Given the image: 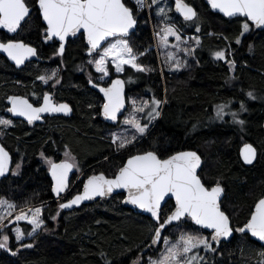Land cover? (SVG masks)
<instances>
[{
	"label": "trees",
	"instance_id": "16d2710c",
	"mask_svg": "<svg viewBox=\"0 0 264 264\" xmlns=\"http://www.w3.org/2000/svg\"><path fill=\"white\" fill-rule=\"evenodd\" d=\"M186 1L199 12L193 26L200 31L195 32L190 23L183 28L188 34L200 36L199 46L193 52L201 61L188 68L193 61L188 59L172 75L166 67L159 68L161 62L153 48V31L161 28V17H164L157 15L154 7L155 16L150 21L145 8L137 12L135 2L125 0L138 19V29L129 38L132 48L138 55L143 53L139 63L151 68L148 73L126 67L122 76L136 78V83L127 87L128 93L138 102L153 87L155 96L166 101L146 138L125 151H116L107 135L109 125L100 119L101 96L88 84L89 74L96 71L92 66L89 69L83 66L90 57L82 36L69 41L63 55H57L58 42H44L45 24L38 0H26L32 12L14 37L0 30V40H23L37 47L40 57V61L18 69L0 55V113L8 107L9 95H24L39 103L48 88L54 89L57 101L68 102L73 107L72 116L50 117L35 126L11 119L12 125L1 135L0 140L11 152L14 165L22 163V169L2 180L0 198L12 200L16 209L42 202L45 205L41 216L44 229L35 235L34 248L20 251L17 256L0 250V264H133L138 257L142 258L140 264H145L147 255L159 253V247L149 248L156 223L149 216L125 207L123 194L102 198L69 212L59 205L81 191L89 174L103 172L112 177L133 154L156 151L161 158H167L187 149L196 150L202 156L200 176L205 185L210 187L219 181L224 187L222 206L235 229L229 242L202 254L206 263L264 264L261 255L264 247L248 234L236 231L250 218L257 200L264 196V30L252 26L251 31L241 36L243 18L226 20L211 12L203 0ZM169 13L175 17L170 19L182 26L179 17L173 11ZM212 48L224 50L228 59L235 62L233 74L223 59L209 58ZM108 68L113 74L112 65ZM160 70L164 71V77ZM53 71L56 76L47 85L38 79L50 76ZM249 92L255 98L249 97ZM223 103L231 106L245 123L234 122L229 112L222 120L214 121L217 105ZM241 103L246 110H241ZM247 141L258 149L256 162L251 166L245 165L239 154L240 146ZM65 148L85 172L66 197L55 200L52 179L39 156L44 153L45 157L59 161ZM75 177L76 174L72 181ZM173 204L170 200L164 205L162 216L169 213ZM6 228L15 238L14 227L6 225ZM20 228L25 235L32 231V225L25 222ZM196 229L209 233L189 221L179 227H168L164 236L175 242L180 231Z\"/></svg>",
	"mask_w": 264,
	"mask_h": 264
},
{
	"label": "snow or ice",
	"instance_id": "6c2138e0",
	"mask_svg": "<svg viewBox=\"0 0 264 264\" xmlns=\"http://www.w3.org/2000/svg\"><path fill=\"white\" fill-rule=\"evenodd\" d=\"M134 2L137 12L142 11L146 6L150 7L147 5V0H134ZM207 2L212 9L218 10L226 17L244 18L241 36L249 32L252 26L264 28V0H207ZM157 3L158 0H152V4ZM38 6L45 23L44 40L58 42L57 55L62 56L65 52V43L69 37L80 34L86 40L88 53L99 57L98 59L94 57L89 63H93L96 71L102 74L101 79L109 75V62L115 66L116 72H123L125 65H130L136 71L149 70L137 62V55L126 39L130 30L135 29L138 21L133 9L127 6L125 0H38ZM175 8L186 21H192L197 17L195 9L185 0H175ZM157 15L163 16L165 20L170 19L165 8H158ZM29 16L30 7L26 0H0V28L6 29L7 32L16 33L22 28L23 23L27 22L26 18ZM196 31H200L199 27ZM156 35L160 37L162 46H167L169 36H174L177 41L182 42V37L174 24L165 23L161 32ZM196 43H200L199 38H196ZM236 43H240L239 38ZM0 51L6 53L17 66L23 65L30 57L37 55V49L23 40L0 42ZM184 51L191 55L193 50L184 49ZM214 56L216 59H226L224 51H217ZM167 58L175 60V54L169 52ZM228 63L230 67L235 65L234 61ZM175 64L177 68L181 67L179 60H176ZM55 76L56 72L53 71L50 76H40L38 79L47 83ZM99 90L103 93L105 101L102 105L103 116L110 121H117L118 115L125 106L124 81L112 80L108 87H100ZM248 96L255 98L252 92H249ZM8 100L11 103L8 111L25 117L29 124L41 120L44 113L71 112L68 104L54 103L49 93L43 95V103L40 106H34L28 99L19 96H10ZM162 103L166 101L153 98L150 102L143 101L138 105L136 100H133V110L125 117L123 124L135 129V133L145 134L148 123L160 116L159 108ZM226 107L228 106L217 105L218 119H223ZM240 107L241 110H246L243 103ZM146 109H148L146 113L148 123H141L136 113H145ZM231 115L234 122L240 125L245 123L244 120L238 119L237 112H232ZM12 123V120L0 117V125L10 126ZM111 135L112 143L117 149H123L136 140L135 134L131 138L116 132ZM241 155L245 163L252 164L256 157V149L246 143ZM41 156L49 165L54 181L52 191L59 196L69 186V173L77 167L74 163L75 158L66 152L65 159L57 163L45 157L44 153H41ZM11 162L10 154L0 145V176L9 170ZM16 167L19 168L20 165L17 164ZM200 167L201 157L195 151H179L167 158H161L156 151L131 155L111 178L103 172L88 176L83 184V192L66 203H61L59 208L79 206L82 202L95 197H105L115 189H124L127 191L126 203L150 213L155 220L156 227L153 229L154 234L149 247L160 243L161 240L166 246L156 259L149 257L147 264H198L203 257L199 256L198 251L194 253V250L203 248L205 251H215L213 242L219 244L221 238H228L233 234L230 218L221 209L220 199L224 189L219 181L214 186H206L198 174ZM173 197L174 204L169 213L162 216V203L166 198ZM15 207V204L7 200H0V209H6L8 216L12 215ZM29 211L31 216L21 210L15 216V221L25 220L31 224L32 231L27 233L31 236L42 227L44 220L41 219V208L29 209ZM4 219L5 217L0 215V226L3 225ZM189 221L200 226L201 229L211 230L210 239L199 229L180 231L175 242H171L167 236H162V232L168 227L174 224L179 227L181 223ZM14 231L16 241H22L25 232L20 227H16ZM236 231L247 232L251 237L264 242V198L258 200L250 218ZM8 241L9 236L3 235L0 238V248H7ZM24 246L32 247L31 244ZM261 255L264 256V253ZM141 259L138 257L133 264H140Z\"/></svg>",
	"mask_w": 264,
	"mask_h": 264
},
{
	"label": "rangeland",
	"instance_id": "374dc122",
	"mask_svg": "<svg viewBox=\"0 0 264 264\" xmlns=\"http://www.w3.org/2000/svg\"><path fill=\"white\" fill-rule=\"evenodd\" d=\"M133 1H134V0H133ZM147 5H150V7H148V6L145 7V9L147 10V13L149 14L150 21H151V16H155V14H154V7H155V12H156V14H157V9H158V8H165V10L167 11V16H168L169 18H170L171 15H170L168 9H171L170 12L173 11V3H172V0H158V3H157V4H152V0H147ZM173 13H174V11H173ZM174 14H175V13H174ZM175 15H176V14H175ZM176 16H177V15H176ZM171 17L175 18L174 16H171ZM177 17H179V16H177ZM161 19H162V25H160L161 28H160L159 30H156V32H155V43H154V49H155V51H156V53H157V59H158V60L161 62V64H162V65L159 64V68L161 69V66L166 67V69L172 74L173 72H175V71L178 69V68L176 67L175 61H176V60H180L181 57H185V58H188V57H189V54H187V53L184 51V49H189V48H191V47L193 46L190 50H195V49L199 46V44L196 43V38H199V41H201V38H200V36H199L198 34H196L197 37H190L188 34L185 35L184 33H182V31L187 32L183 27L187 26L188 23H182V22H184V21H182L180 17L178 18V21L182 24V26H181L179 23H177V22H175V21H172V19H167V20H165V18L163 19L162 17H161ZM181 21H182V22H181ZM165 23H169V24H174V25H175L176 30L179 32V34H180L181 37H182V42H181V41H177L176 38H175L174 36H169V37H168V44H167V46H162V45L160 44V37L157 36L156 33L161 32V29L164 27ZM154 27H156V26H154ZM250 31H251V29H250ZM153 34H154V31H153ZM161 34H162V33H161ZM126 39H128L129 44H130V46L132 47V44H131L130 39H129V38H126ZM192 41H194V43H193L191 46H188V44L192 43ZM156 42H157V43H156ZM176 45H179V46H178V47H175ZM105 46H106V45H105ZM133 51H134V50H133ZM216 51H224V50H216ZM169 52L175 54V60H168V58H167V54H168ZM224 52H225V51H224ZM136 55H137V62L139 63V59L142 57V55H138V54H136ZM191 55H192V54H191ZM187 56H188V57H187ZM225 56H226V53H225ZM94 57L97 58V59L99 58L98 56H94ZM94 57H92V59L90 58L89 61L93 60ZM89 61L86 62L85 64H83V66H85L86 68H89L90 66H92V67H94V69H95V65H94L93 63H89ZM182 63H184V60L182 61ZM109 64L112 65L114 72H116V70H115V66H114L113 64H111L110 62H109ZM109 64H108V67H109ZM127 66H130V65H125V66H124V69H126ZM144 67H145V66H144ZM145 68H147V67H145ZM147 69H149V70H147V72L149 73V72L151 71V68H147ZM234 69H235V65H234V67H230V70H231V73H232V74H233V72H234ZM95 71H96V69H95ZM160 71H161V75H162V77H164V76H165L164 71H163V70H160ZM97 73H99V72L96 71V72L93 73V74L90 73V74H89V81H90V80H94V79L97 80V78H96ZM116 73H122V72H116ZM172 75H173V74H172ZM101 76H102V74L99 73V77H98V78L101 79ZM103 78L106 79L107 76H106V77H103ZM128 78H129V80H131V84H132V85H133L134 83H136V78H135V76H130V77H128ZM45 84L47 85L48 82L45 83ZM47 91H52V92L54 93V89H53V88H52L51 90H49V88H48V89H45L44 92H43V94H42V96H40V97H41V100H42V97H43L44 93L47 92ZM54 95H55V94H54ZM34 96L37 97V95H34ZM55 98H56V97H55ZM141 98H142V99H141L140 101L137 102L138 105H139L141 102H143V101H149V102H150L153 98L158 99V98L155 96V93H154L153 95H151V91H150V95L143 96V97H141ZM31 99H32V98H31ZM41 100H40V101H41ZM159 100H160V99H159ZM130 101H131V105H130V108L128 109L129 111H128V113L125 115V117L129 116V114H130V113L132 112V110H133V106H132V101H133V99H130ZM161 101H162V100H161ZM163 101H165V99H164ZM103 103H104V100L101 98V100L98 101V106L100 107V109H101ZM164 105H165V103H162V104L160 105V108H162ZM221 105H227V106H228V107H226L225 110H224V111H225V115L233 112V111H232L233 109H231V106H230V108H229V105H228V104L223 103V104H221ZM160 108H159V111H160ZM147 111H148V109L145 110V113H136V115L140 118L141 123H148V119H147V117H146V113H147ZM228 112H229V113H228ZM160 114H161V111H160ZM99 115H100V111H99ZM0 117L5 118V119H10V120H11V118H10L7 114H5V112L0 113ZM125 117L122 119V123H120L119 125H117V126L109 125L108 130H107V135L110 136V139H111V141H112V135H111V134L114 133V132L124 134V135L128 136L129 138H131V136L135 134V135H136V140H135L133 143L129 144L127 147H125V148H123V149H120V150H118V151H125V150H127V149L133 147L134 145L139 144L141 141H143V140L146 138V136L148 135V133L150 132V131H149V127H151V126L156 122V120H157V119H154V120H152L150 123H148V128H147L146 133L143 134V135H140V134H138V133H135V129L131 128V127L128 126V125H124V124H123V120L125 119ZM159 117H160V116H159ZM238 119H239V117H238ZM12 120H13V119H12ZM215 120L220 121V120H222V119H218L217 116L215 115V116H214V121H215ZM6 127H8V126L0 125V133H3V131L5 130ZM1 137H2V136L0 135V138H1ZM114 146H115L116 151H117V147H116L115 144H114ZM66 152H69V153H70V151H69L67 148H65V149L62 151L63 154H62L61 160H64V159H65V153H66ZM116 153H118V152H116ZM70 154H71V153H70ZM71 156H72V154H71ZM48 158H50V159H52L53 161L57 162V160H55L54 158H51V157H48ZM39 160L41 161V164L44 165V167H46L47 171L49 172V165L45 162V159H44L41 155L39 156ZM59 161H60V160H59ZM18 164L20 165V167L17 168V167H16L17 164H15L14 167H13V174H18V173L20 172V170L22 169V167H21V164H22V163H18ZM75 164H76V163H75ZM76 165H77V167H76V169H77L76 177L74 178V181H72V184H70V187H69V189L66 191L64 197H66V196L71 192V190L73 189V187L76 186L77 182L80 181V179L83 177V174H84V172H85L83 169H81V168L79 167L78 164H76ZM92 174H93V173H92ZM89 175H90V174H89ZM85 178H86V177H85ZM85 178H84V180H85ZM83 183H84V181H83ZM82 186H83V185H82ZM0 200H7V201H9V202L15 204V206H16V203H14L12 200L7 199V198H5V197L0 198ZM44 205H45V204L42 202V203H38V204L26 205V206H23V207H21V208H19V209H16V207H15V211L12 212V215H11V216H8V215H7V210H6V209H0V215H3V216L5 217V219H4V221H3V225H5V226H6V225H11V228L14 227V229H15L16 227H20L22 222L28 223V222L25 221V220H21V221H19V222H16V221H15V216L18 215V214L21 212V210H23V212L26 213L27 215L31 216V212L29 211V209H33V210H34L35 208H38V207L42 209V207H43ZM253 209H254V208H253ZM28 224H29V223H28ZM30 225H31V224H30ZM43 226H44V224L42 225L41 228L37 229L36 232L33 233V235L28 236V237H30L29 242H32V243L34 244V246H35V240H34V237H35V235H36L40 230L44 229ZM14 229H13V232L15 233ZM203 230H204V229H203ZM204 231H205V230H204ZM201 233H202L204 236H208L209 239H210V233H208V234L203 233V232H201ZM26 237H27V235L24 236L23 240H24ZM28 237H27V238H28ZM165 247H166V246L164 245V243H162V244L159 246V250H158L159 253H155L154 255H147L146 258H145V259H146V260H145V264H147V261H148V258H149V257H152L153 259H156V258H157V257H158V256L164 251ZM213 248L215 249V246H214V245H213ZM196 251L199 252V256H200V257H202V254L205 252V250H204L203 248H200L199 250H194V253H195ZM190 255H191V254H190ZM200 263H202V264H207V263H206V258H203L202 260H199V261H198V264H200Z\"/></svg>",
	"mask_w": 264,
	"mask_h": 264
},
{
	"label": "water",
	"instance_id": "95a60500",
	"mask_svg": "<svg viewBox=\"0 0 264 264\" xmlns=\"http://www.w3.org/2000/svg\"><path fill=\"white\" fill-rule=\"evenodd\" d=\"M203 1H204V3L209 7V9H210L211 12H213V13H217V14L221 15V16H222L223 18H225L226 20L237 19V17H231V18H230V17H226V16H224L223 13H220L218 10H214V9H212L211 6L208 4L207 0H203ZM172 2H173V11H174V13H175L177 16H179V17L181 18L182 21H186V20H184L183 16H182L180 13H178V12L176 11V8H175V0H172ZM185 2H186L187 4H189L192 8L195 9V11H196V13H197V16H198V9H197L194 5H192V4H190L189 2H187L186 0H185ZM37 6H38V3H37ZM38 8H39V6H38ZM31 12H32V11H31V8H30V15H31ZM40 15H41V13H40ZM29 17H30V16H29ZM29 17H27L26 20H27ZM41 17H42V15H41ZM196 18H197V17H196ZM196 18H195V19H196ZM239 18H242V17H239ZM195 19H194V20H195ZM42 20H43V19H42ZM194 20H192V21H194ZM137 21H138V19H137ZM43 22H44V21H43ZM186 22H191V21H186ZM23 24H24V23H23ZM44 24H45V23H44ZM22 26H23V25H22ZM137 29H138V23H137L135 29L130 30L129 35H128L126 38L132 36V35L137 31ZM257 29H258V30H264V28H257ZM0 30L4 31V32H5L8 36H10V37H14V36L18 33V31H19V30H18L16 33H9V32H7L6 29H2V28H0ZM79 36H81V35H80V34H77V36H75V37H69V39H68L67 42L65 43V48H66V46H67V44H68L69 41L74 40V39L78 38ZM110 39H112V38H110ZM8 40H20V39L10 38V39H8ZM8 40H6V41H2V40H0V42H7ZM84 41H85V45H86V40L84 39ZM24 42H25V41H24ZM44 42H45V40H44ZM51 42H53V41H48V42H45V43L48 44V43H51ZM25 43H26V42H25ZM26 44H29V43H26ZM29 45L37 49V47H35L34 45H32V44H29ZM86 47H87V45H86ZM86 54H87L88 56H95V54L90 55V54L88 53V49H87V51H86ZM0 55L6 57V59H7L11 64H13L16 68H18V69H21V68L25 67V66H26L28 63H30V62L40 61V57H39V53H38V49H37V55H36V56L30 57L28 60L25 61V63H24L23 65H20V66H17V65L15 64L14 61H12L10 58H8L6 53L0 51ZM115 79H120V80L124 81L125 106H124V108L121 110V113L118 115V119H117V121H110V120L106 119V118L103 116V114H102V107H101V109H100V117H101V119H102L104 122H106L107 124H109V125H113V126H116V125L119 124V122H120V120H121V117L125 114V112H126V111L128 110V108H129V102H128V90H127V83H126V80H125L124 77L121 76V75L116 76V77L113 78L112 80H115ZM90 81H91V82H90ZM90 81H89V86H90L93 90H95L96 92H98V93L100 94V96L104 99V97H103V93L100 92L99 88H100V87H108L110 84H109V85H103V84L96 83V82L93 81V80H90ZM95 85H98V86H95ZM45 93H49V94H51L54 103H57V104H60V103H66V104H68L69 107L71 108V112H69V113H67V114L62 113V112H61V113H44V114H42V119H41V120H39V121H35V122H33L32 124H29V123L27 122V120H26L25 117H21V116L14 115V114H12V113H10V112L8 111V108L11 107V103H10V101H9L8 98H7L8 107H7L6 110H5V114H7V115H8L9 117H11L12 119L23 120L24 122L28 123V124L31 125V126H34V125H36V124H42V123H44L47 117H55V116H65V117H70V116L73 115V107H72V105H71L70 103H68V102H64V101L56 102V100H55V98H54V94H53L52 91H47V92H45ZM10 96H19V97H23V98L28 99L30 103H33V102H32L27 96H24V95L12 94V95H9L8 97H10ZM104 102H105V101H104ZM42 103H43V100H42V102H41L40 104H42ZM40 104H35V103H33L34 106H40ZM246 143H247V144H251V145L256 149V157H255V159H254V161H253L252 164H247V163H245L244 160H243V157H242V155H241V150L243 149V147H244V145H245ZM0 145H2V146L5 148V150L8 151V153L10 154V156H11V158H12V162H11V164L9 165V170H8L3 176H0V184H1L2 180H4L5 178H7V177H9V176L11 175V172H12V168H13V164H14V162H13V156H12L11 152H10V151L4 146V144L2 143L1 140H0ZM182 151H195V152H197V154L201 157V167L198 169V174L200 175V171H201L202 166H203V158H202V156L200 155V153H199L198 151H196V150H192V149H187V150H182ZM137 154H138V153H137ZM239 154H240V158H241L242 162H243L245 165H247V166H251V165H253V164L256 162V159H257V157H258V150H257L256 146H255L252 142L247 141V142L243 143V144L240 146ZM133 155H136V154H133ZM126 160H127V159H126ZM60 161H62V160H60ZM60 161H57V163H59ZM125 163H126V161H125ZM75 173H76V168H74V169L72 170V172L69 173V185H70V182H71V179H72V175L75 174ZM99 173H101V172H99ZM99 173H93V174H99ZM93 174H90V175H88V176H91V175H93ZM104 174H105V173H104ZM49 175H50V177H51V173H50V171H49ZM105 175H106V174H105ZM88 176L85 178L84 182H86ZM110 178H111V177H110ZM51 179H52V177H51ZM201 179H202V178H201ZM202 181H203V180H202ZM52 183L54 184V181H53V180H52ZM83 184H84V183H83ZM206 186H207V185H206ZM213 186H214V185H213ZM221 186H222V185H221ZM222 187H223V186H222ZM68 188H69V186H68ZM68 188H67V189H68ZM67 189H66V190H67ZM223 189H224V187H223ZM66 190H65L64 192L60 193L59 196H57L56 193L53 192V194H54V196H55L54 199H55V200H61L62 198H64V195H65ZM82 192H83V186H82V189H81L80 192L74 194L73 196H71L70 198H68V199H66V200H63L61 203H66L68 200H71L75 195H77V194H79V193H82ZM116 194H123V195H124V198H123V205H124L125 207H129V208L134 209L135 211L141 212V213H143V214L149 216L152 220H154V218L151 217V214H150V213H147V212H145L144 210L139 209L138 207H136V206H134V205H132V204H130V203H126V199H127V191L124 190V189H115L111 194H109V195H107V196H105V197H95V198L92 199V200H88V201H84V202H82L79 206H73L72 208H66V209H63V210H64V211H67V212H69V211H73V210H75V209L81 207L82 205H86V204L94 203V202H96V201H98L99 199H102V198H108V199H109V198L113 197V196L116 195ZM224 197H225V189H224V192H223V194H222V196H221V199H220V202H221V209H222V210H223V211L229 216V218H230V223H231V226H232V228H233L232 219H231L230 215H229V214L223 209V206H222V201H223ZM261 198H264V196L261 197ZM169 200H172L173 203H174V197L171 198V199L166 198V201L162 203L161 211H162V208L164 207V205H165ZM258 200H259V199H258ZM258 200H257V202H258ZM257 202H256V203H257ZM253 210H254V209H253ZM154 221H155V220H154ZM246 222H247V221H246ZM246 222H245V223H246ZM245 223H244V224H245ZM244 224L242 225V227L244 226ZM174 225H175V224H174ZM199 227H200V226H199ZM204 230H205V229H204ZM165 231H166V230H165ZM165 231L162 232V236L165 235ZM205 231H208V232L211 233V230H205ZM243 234H248V235L250 236V234L247 233V232H245V233H243ZM234 235H235V229L233 228V234H232V236H230V237H228V238H221L219 244L213 242V245H214L215 247H220L222 243H224V242H229V241L234 237ZM250 237H251V236H250ZM251 238H252L253 240L257 241L259 244H261V245L264 247V242H260V241H258L257 238H253V237H251ZM162 242H163V240H161L160 243H158V244H156V245H152V246L149 247V248L159 247V246L162 244ZM27 244H31L32 247H30V248H29V247H25L24 245H27ZM150 245H151V242H150ZM32 248H34V244H33L32 242H29V241H28V242L24 243V244H23L19 249H17V250H14V251H13L10 247L4 248V249H5V250H6L11 256H17L20 250H28V249H32ZM9 249H10V251H9ZM13 253H15V254H13Z\"/></svg>",
	"mask_w": 264,
	"mask_h": 264
},
{
	"label": "flooded vegetation",
	"instance_id": "af4514ba",
	"mask_svg": "<svg viewBox=\"0 0 264 264\" xmlns=\"http://www.w3.org/2000/svg\"><path fill=\"white\" fill-rule=\"evenodd\" d=\"M198 16H199V12H198ZM197 16V17H198ZM197 20V19H196ZM196 20H194L193 22H195ZM193 22H185V23H190V25H192L193 26ZM194 28H195V32H196V26H193ZM254 28H256L255 26H254ZM183 33L184 34H188V33H186L185 31H183ZM245 34V33H244ZM191 35H193L194 37H195V35L196 34H191ZM131 37V36H130ZM129 37V38H130ZM112 39H114V38H112ZM52 43V42H51ZM215 52H217L214 48H212L210 51H209V58L211 59V60H213V61H217V60H220V59H216L215 58V56H214V53ZM192 55L193 56H187L188 58H185V57H181L180 58V62H181V67H182V64H185V63H187V60L188 59H190V60H193L192 62H190V65H187L188 66V68H191V67H193L194 66V64H196L197 62L198 63H200V61H201V59H200V56H194V55H196L195 54V52H193L192 51ZM89 57V56H88ZM184 60V63H182V61ZM224 60V62L226 63V65L229 67V69H230V65H229V63H228V61H233V60H229L228 59V57L226 56V59H223ZM85 64V63H84ZM91 67V66H90ZM181 67H179L177 70H181ZM89 69V68H88ZM127 69H133L131 66H127ZM133 70H135V69H133ZM176 70V71H177ZM125 72V69H124V71L122 72V73H116V72H114V70H113V74H114V76H112L113 74H111V73H109V75L107 76V78L106 79H99L98 77H99V73H97V75H96V78H97V80H98V83L99 84H104V85H108L109 83H111V81H112V79L113 78H115L116 76H118V75H123V73ZM124 79L126 80V83L128 84V86L131 84V80H129V78L128 77H124ZM88 84H89V81H88ZM153 87H150V89L148 90V91H146V94L147 95H150V91H151V95H153L154 94V92H153ZM102 98V97H101ZM103 99V98H102ZM130 99H133V100H136L134 97H131V94L130 93H128V101H129V108H130V105H131V101H130ZM42 101V100H41ZM41 101L39 102V103H35V104H40L41 103ZM56 102H58V101H56ZM137 102V101H136ZM128 108V109H129ZM128 111L129 110H127L126 112H125V114L121 117V119L122 118H124L125 117V115L128 113ZM11 118V117H10ZM47 118H50V117H47ZM46 118V119H47ZM12 119V118H11ZM100 119H101V117H100ZM17 120H19V119H17ZM102 120V119H101ZM23 121V120H22ZM103 121V120H102ZM104 122V121H103ZM106 123V122H105ZM121 123H122V120H121ZM28 124V123H27ZM107 124V123H106ZM29 125V124H28ZM29 126H31V125H29ZM35 126V125H34ZM13 167H14V164H13ZM11 175H13V170H12V172H11ZM10 175V176H11ZM73 176H74V174L72 175V178H73ZM5 234H7L8 236H9V241H8V247H10L13 251L14 250H17V249H19L24 243H26V241H29L30 240V237H26L24 240H22V241H16V239L15 238H13V235L7 230V228H6V226L4 227V225H2V226H0V238H2V236L3 235H5ZM0 250H2V251H5V252H7L4 248H0ZM20 251H23V250H20ZM8 253V252H7ZM9 254V253H8Z\"/></svg>",
	"mask_w": 264,
	"mask_h": 264
},
{
	"label": "bare ground",
	"instance_id": "6f19581e",
	"mask_svg": "<svg viewBox=\"0 0 264 264\" xmlns=\"http://www.w3.org/2000/svg\"><path fill=\"white\" fill-rule=\"evenodd\" d=\"M173 3V2H172ZM258 150V149H257Z\"/></svg>",
	"mask_w": 264,
	"mask_h": 264
}]
</instances>
